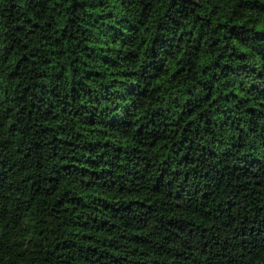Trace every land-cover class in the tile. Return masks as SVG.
<instances>
[{
    "label": "trees",
    "instance_id": "16d2710c",
    "mask_svg": "<svg viewBox=\"0 0 264 264\" xmlns=\"http://www.w3.org/2000/svg\"><path fill=\"white\" fill-rule=\"evenodd\" d=\"M0 264H264V0H0Z\"/></svg>",
    "mask_w": 264,
    "mask_h": 264
}]
</instances>
